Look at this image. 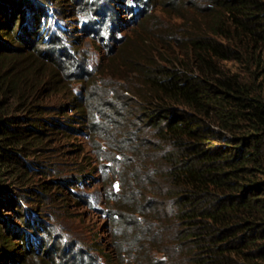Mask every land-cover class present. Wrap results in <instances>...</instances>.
I'll return each mask as SVG.
<instances>
[{"label":"trees","instance_id":"1","mask_svg":"<svg viewBox=\"0 0 264 264\" xmlns=\"http://www.w3.org/2000/svg\"><path fill=\"white\" fill-rule=\"evenodd\" d=\"M27 1L0 0V209L20 223L9 227L0 211V264L37 253L29 229L42 226L25 201L60 187L27 182L31 150L88 119L78 97L50 106L28 90L27 74L46 60L36 44L56 45L67 29L45 28L44 9ZM191 9L176 13L180 22L164 35L168 54L132 49L122 57L135 74L125 90L141 124L133 133L127 125L118 150L139 155L131 134L143 127L148 139L137 143L156 159L141 162L149 184H120L113 207L125 246L118 238L107 264H264V0H202Z\"/></svg>","mask_w":264,"mask_h":264},{"label":"rangeland","instance_id":"2","mask_svg":"<svg viewBox=\"0 0 264 264\" xmlns=\"http://www.w3.org/2000/svg\"><path fill=\"white\" fill-rule=\"evenodd\" d=\"M77 1H27L44 9L45 28L54 32L59 26L67 29L66 33H56L59 40L56 45L45 41L36 44L34 52H45L46 60L37 75L33 71L27 74L28 90L32 89L37 102L50 106L78 97L88 109V119L87 125L84 123L85 127L72 135L53 130L39 147L31 150L28 158L32 168L27 182L32 186L44 183L60 187L52 186L45 197L39 195L25 201L29 211L36 214L38 227L42 226L29 229L33 235L32 252L37 253L28 254L20 263L1 264H107L105 258L115 250L118 238L125 246V230L117 220L113 202L120 184H136L135 189L137 184H149L141 162L149 166L153 164L149 160L156 158L147 146L137 143L141 138L148 139L149 132L143 127L139 135L131 134L139 155L134 157L130 151L118 150L124 146L127 125L133 133L135 125L141 124L139 114L134 115L137 110L133 102L129 101L131 95L125 90L135 74L123 64L122 57L132 49L156 58L168 54L164 35L169 33L170 24L180 22L176 13L191 15L192 4L202 3V0ZM27 3L23 4L28 13ZM165 11L171 12V18ZM260 80L264 95V71ZM11 101L15 103L16 99L12 97ZM66 114L72 112L68 110ZM128 158H133L128 165L133 163V170L140 171L123 167ZM133 177L140 181H134ZM75 178L80 182L76 184ZM152 181L151 184H157L158 178L153 176ZM4 184L13 188L16 183L7 177ZM0 211L9 227L20 224L15 212L5 208Z\"/></svg>","mask_w":264,"mask_h":264}]
</instances>
